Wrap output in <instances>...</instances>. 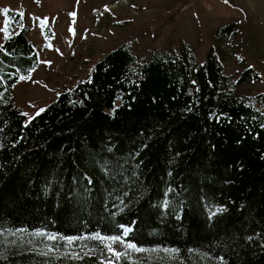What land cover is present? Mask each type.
<instances>
[{
	"label": "trees",
	"instance_id": "1",
	"mask_svg": "<svg viewBox=\"0 0 264 264\" xmlns=\"http://www.w3.org/2000/svg\"><path fill=\"white\" fill-rule=\"evenodd\" d=\"M7 15L0 264H108L97 233L177 250L112 264H264V91H235L257 71L225 72L211 45L198 60L186 41L140 56L121 42L25 121L12 87L36 65L37 51L18 12ZM40 232L56 236L58 247L76 238L70 248L84 253L17 247L16 236Z\"/></svg>",
	"mask_w": 264,
	"mask_h": 264
},
{
	"label": "rangeland",
	"instance_id": "2",
	"mask_svg": "<svg viewBox=\"0 0 264 264\" xmlns=\"http://www.w3.org/2000/svg\"><path fill=\"white\" fill-rule=\"evenodd\" d=\"M3 9L23 13L27 37L37 51V63L26 75L31 79L18 78L12 87L14 102L27 113L25 121L59 90L85 78L93 63L121 42L140 56L149 48L186 41L198 60L211 45L225 72L236 76L246 66L258 72V79L237 85L236 92L264 91V0H0V28L9 20ZM229 22L233 23L229 31H216ZM8 33L0 32V43ZM125 228L130 227H122V236ZM43 234L18 235L17 247L69 257L84 253L82 248H70L67 241L58 247L48 239L51 234ZM6 237L14 241V234ZM121 239L124 243H103L116 252H127L130 259L169 256L163 251L166 248L126 249L128 242ZM107 254L106 262L117 260L108 249Z\"/></svg>",
	"mask_w": 264,
	"mask_h": 264
},
{
	"label": "snow or ice",
	"instance_id": "3",
	"mask_svg": "<svg viewBox=\"0 0 264 264\" xmlns=\"http://www.w3.org/2000/svg\"><path fill=\"white\" fill-rule=\"evenodd\" d=\"M227 2H228V0H225V3H227ZM2 11L5 14H7L9 12L8 9H3ZM20 15L23 16V13H20ZM71 15L75 16V13H72ZM43 23L46 25L47 24V21L45 20V21H43ZM7 30H8V22L5 21V26L3 28H0V32H5L6 33ZM33 71H34V69H33ZM19 79L20 80L31 79V76L30 75L29 76H23L22 75V76L19 77ZM42 111H43V109H41L39 112H37L36 115H39L40 112H42ZM24 115H27V113H25ZM217 211H222V209H217ZM213 215H215V213H213ZM129 232H130V229L125 228L124 229V232H123V236H127L129 234ZM13 234H15V233H13ZM36 235H44V234L43 233H36ZM56 238H57L56 236H52V235H49L48 236V239L49 240H55ZM92 238L97 239V240H101V241H111L113 243L114 242H118V241L121 242V243H124V241L121 239L120 236L103 237V236H100L99 233H97L95 235V237H92ZM74 239H76V238H72V237L67 238L68 243L71 244ZM106 247H107L108 251L110 253H112L113 256L116 257L117 259H119L121 257V255H127L128 254L127 252H125L123 254L120 253V252H116L112 248L111 244H106ZM125 247H126V249H131V250L136 251V252H145V251H148L147 249L137 247L136 244H134V243H126L125 244ZM151 251H157V250L156 249H152ZM163 251L166 252V253H175L177 250L176 249H163ZM45 254H47V253H45ZM75 258L76 259H80L79 256H76ZM108 264H112V261H109Z\"/></svg>",
	"mask_w": 264,
	"mask_h": 264
}]
</instances>
